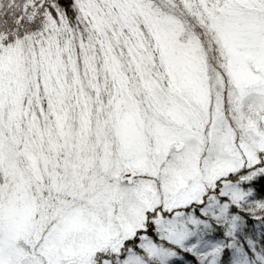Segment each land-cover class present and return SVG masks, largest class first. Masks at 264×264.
<instances>
[{
    "label": "snow or ice",
    "instance_id": "snow-or-ice-1",
    "mask_svg": "<svg viewBox=\"0 0 264 264\" xmlns=\"http://www.w3.org/2000/svg\"><path fill=\"white\" fill-rule=\"evenodd\" d=\"M0 264H264V0H0Z\"/></svg>",
    "mask_w": 264,
    "mask_h": 264
}]
</instances>
